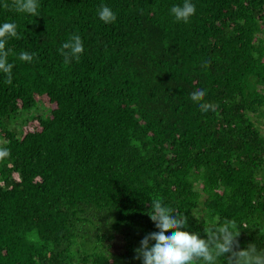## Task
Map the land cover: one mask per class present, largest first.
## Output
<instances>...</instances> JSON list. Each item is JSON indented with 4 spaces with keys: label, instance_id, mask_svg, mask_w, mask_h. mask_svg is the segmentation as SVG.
<instances>
[{
    "label": "trees",
    "instance_id": "1",
    "mask_svg": "<svg viewBox=\"0 0 264 264\" xmlns=\"http://www.w3.org/2000/svg\"><path fill=\"white\" fill-rule=\"evenodd\" d=\"M16 3L0 0L17 33L11 82L0 73V264H140L155 201L202 238L231 221L234 250H264V0H192L187 23L169 14L182 0ZM73 35L84 50L66 61Z\"/></svg>",
    "mask_w": 264,
    "mask_h": 264
},
{
    "label": "clouds",
    "instance_id": "2",
    "mask_svg": "<svg viewBox=\"0 0 264 264\" xmlns=\"http://www.w3.org/2000/svg\"><path fill=\"white\" fill-rule=\"evenodd\" d=\"M17 11L35 15L37 0H17ZM195 13L192 0H182L169 9V14L177 22L187 23ZM98 19L104 24L116 21V14L108 7L101 6L97 12ZM15 25L4 23L0 25V73L6 74L11 82L13 64L7 60L8 52L5 44L10 37H16ZM83 44L79 35H73L61 45L58 50L66 61L78 59L83 52ZM21 61H30L31 55L21 52ZM205 96V89L199 88L190 94V99L197 102L202 112L213 108L208 103H200ZM7 150H0V156ZM152 213L149 215L156 231L146 234L135 249L136 259L140 264H215L217 258L223 257L225 264H264V250H258L249 244L246 250H234L235 238L238 235V225L228 222L211 228L206 238L187 230V218L171 211L159 201L151 203ZM229 254V255H226Z\"/></svg>",
    "mask_w": 264,
    "mask_h": 264
},
{
    "label": "rangeland",
    "instance_id": "3",
    "mask_svg": "<svg viewBox=\"0 0 264 264\" xmlns=\"http://www.w3.org/2000/svg\"><path fill=\"white\" fill-rule=\"evenodd\" d=\"M39 111H36L34 114L49 115V108L45 106L44 108H39Z\"/></svg>",
    "mask_w": 264,
    "mask_h": 264
}]
</instances>
